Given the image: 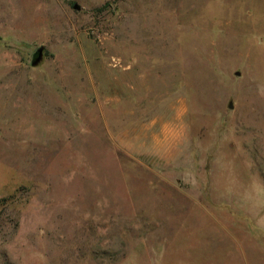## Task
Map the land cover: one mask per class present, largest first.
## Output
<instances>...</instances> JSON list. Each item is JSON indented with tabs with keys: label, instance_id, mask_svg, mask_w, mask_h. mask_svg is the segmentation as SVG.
Masks as SVG:
<instances>
[{
	"label": "rangeland",
	"instance_id": "rangeland-1",
	"mask_svg": "<svg viewBox=\"0 0 264 264\" xmlns=\"http://www.w3.org/2000/svg\"><path fill=\"white\" fill-rule=\"evenodd\" d=\"M254 183L264 0H0V264H264Z\"/></svg>",
	"mask_w": 264,
	"mask_h": 264
},
{
	"label": "clouds",
	"instance_id": "clouds-1",
	"mask_svg": "<svg viewBox=\"0 0 264 264\" xmlns=\"http://www.w3.org/2000/svg\"><path fill=\"white\" fill-rule=\"evenodd\" d=\"M255 199H251L244 204L245 210L256 215L264 213V189H261L257 183H254Z\"/></svg>",
	"mask_w": 264,
	"mask_h": 264
},
{
	"label": "water",
	"instance_id": "water-1",
	"mask_svg": "<svg viewBox=\"0 0 264 264\" xmlns=\"http://www.w3.org/2000/svg\"><path fill=\"white\" fill-rule=\"evenodd\" d=\"M43 45H39L33 52L32 54V59H31V63L32 64H37L40 59L42 58V54H43ZM230 106H232V103H230Z\"/></svg>",
	"mask_w": 264,
	"mask_h": 264
}]
</instances>
